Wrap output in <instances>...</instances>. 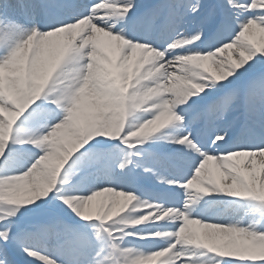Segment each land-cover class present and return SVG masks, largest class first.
Returning a JSON list of instances; mask_svg holds the SVG:
<instances>
[{
	"label": "snow or ice",
	"instance_id": "1",
	"mask_svg": "<svg viewBox=\"0 0 264 264\" xmlns=\"http://www.w3.org/2000/svg\"><path fill=\"white\" fill-rule=\"evenodd\" d=\"M0 264H264V0H0Z\"/></svg>",
	"mask_w": 264,
	"mask_h": 264
}]
</instances>
